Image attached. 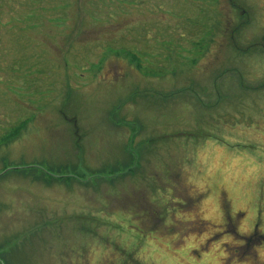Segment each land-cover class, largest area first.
I'll return each instance as SVG.
<instances>
[{
	"label": "rangeland",
	"instance_id": "1",
	"mask_svg": "<svg viewBox=\"0 0 264 264\" xmlns=\"http://www.w3.org/2000/svg\"><path fill=\"white\" fill-rule=\"evenodd\" d=\"M0 264H264V0H0Z\"/></svg>",
	"mask_w": 264,
	"mask_h": 264
},
{
	"label": "flooded vegetation",
	"instance_id": "2",
	"mask_svg": "<svg viewBox=\"0 0 264 264\" xmlns=\"http://www.w3.org/2000/svg\"><path fill=\"white\" fill-rule=\"evenodd\" d=\"M245 12H246L247 18H248V16L251 17V18H253L252 15H250V14H249L247 11H245V10H243V11L241 10V13H243L242 16H245ZM252 13H253V12H252ZM248 19H249V18H248ZM250 20H251V19H250ZM250 20H249V21H250Z\"/></svg>",
	"mask_w": 264,
	"mask_h": 264
},
{
	"label": "trees",
	"instance_id": "3",
	"mask_svg": "<svg viewBox=\"0 0 264 264\" xmlns=\"http://www.w3.org/2000/svg\"><path fill=\"white\" fill-rule=\"evenodd\" d=\"M14 132H16V131H14ZM15 134V133H14ZM14 134H12L11 136H13Z\"/></svg>",
	"mask_w": 264,
	"mask_h": 264
}]
</instances>
